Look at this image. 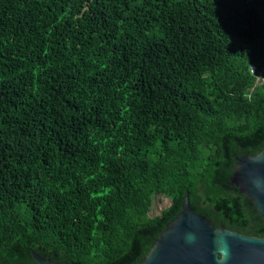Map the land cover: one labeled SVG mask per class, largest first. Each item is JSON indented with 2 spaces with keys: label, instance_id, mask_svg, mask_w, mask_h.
Listing matches in <instances>:
<instances>
[{
  "label": "trees",
  "instance_id": "trees-1",
  "mask_svg": "<svg viewBox=\"0 0 264 264\" xmlns=\"http://www.w3.org/2000/svg\"><path fill=\"white\" fill-rule=\"evenodd\" d=\"M263 144L264 0H0V264H138L185 191L264 239Z\"/></svg>",
  "mask_w": 264,
  "mask_h": 264
},
{
  "label": "water",
  "instance_id": "water-1",
  "mask_svg": "<svg viewBox=\"0 0 264 264\" xmlns=\"http://www.w3.org/2000/svg\"><path fill=\"white\" fill-rule=\"evenodd\" d=\"M230 183L247 196L264 223V144L257 154L236 159ZM33 258L35 264H66L34 253ZM138 264H264V239L215 228L192 211L185 191L180 213Z\"/></svg>",
  "mask_w": 264,
  "mask_h": 264
},
{
  "label": "rangeland",
  "instance_id": "rangeland-1",
  "mask_svg": "<svg viewBox=\"0 0 264 264\" xmlns=\"http://www.w3.org/2000/svg\"><path fill=\"white\" fill-rule=\"evenodd\" d=\"M164 205H165V201H161L160 204L155 202L151 208V212H158L160 208L163 207Z\"/></svg>",
  "mask_w": 264,
  "mask_h": 264
}]
</instances>
